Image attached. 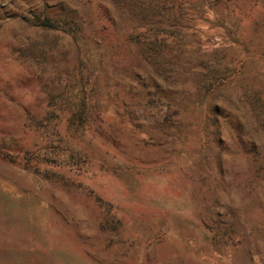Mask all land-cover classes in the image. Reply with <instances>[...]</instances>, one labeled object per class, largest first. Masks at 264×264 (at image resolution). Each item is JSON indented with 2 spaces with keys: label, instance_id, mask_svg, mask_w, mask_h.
<instances>
[{
  "label": "rangeland",
  "instance_id": "374dc122",
  "mask_svg": "<svg viewBox=\"0 0 264 264\" xmlns=\"http://www.w3.org/2000/svg\"><path fill=\"white\" fill-rule=\"evenodd\" d=\"M0 264H264V0H0Z\"/></svg>",
  "mask_w": 264,
  "mask_h": 264
}]
</instances>
